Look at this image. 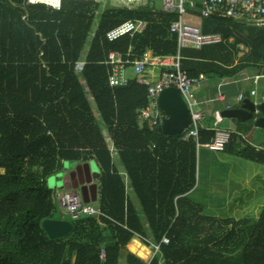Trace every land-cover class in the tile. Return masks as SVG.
<instances>
[{"label":"trees","instance_id":"trees-1","mask_svg":"<svg viewBox=\"0 0 264 264\" xmlns=\"http://www.w3.org/2000/svg\"><path fill=\"white\" fill-rule=\"evenodd\" d=\"M32 1L0 0V264H264V207L259 216L205 215L191 196L198 185V142L139 119L149 86L141 76L127 85L109 83L111 53L130 62L126 67L147 51L177 55L170 26L178 12L146 3L99 13L102 2L95 0ZM195 2L191 10L198 13L202 0ZM130 19L147 25L107 38ZM202 30L221 34V41L183 48L180 62L189 76L205 74L213 94L222 80L264 74V26L213 14L203 18ZM240 44L248 49L243 55ZM214 120L201 129V143L215 135ZM242 134L241 125L233 129L223 151L264 165V145ZM89 161L101 171L104 215L71 219L72 231L52 239L41 222L61 218L46 180L64 162ZM136 237L144 245L133 241L132 252L127 244ZM164 238L170 243L162 244ZM152 243L162 244L161 252L146 262L141 257L149 256Z\"/></svg>","mask_w":264,"mask_h":264},{"label":"built area","instance_id":"built-area-1","mask_svg":"<svg viewBox=\"0 0 264 264\" xmlns=\"http://www.w3.org/2000/svg\"><path fill=\"white\" fill-rule=\"evenodd\" d=\"M31 3H33L31 1ZM196 7L195 0H164V8L166 11H177L179 18L171 23L170 30L177 33L178 36V53L176 56H154L147 51L142 59L133 62V67L137 74H141L146 68H158L159 78L156 82L150 84L147 88L148 103L139 109V119L146 121L149 128L159 127L163 124L166 117L164 109L159 102L160 94L167 88H176L191 113V124L183 131V139H194L198 142V146L205 145L210 149L223 151L225 146L230 142L231 132L233 129L227 127H215V135L208 143H201L200 133L205 126L204 119L207 117V111L204 108V102H201L195 94V88L207 80L205 74L197 76H189L181 67L180 51L183 48L201 49L204 44L215 43L221 41V34L204 33L201 27L191 22L195 17H209L213 14H220L234 19H246L258 26H264V0H202L199 12H192L191 8ZM60 8V7H56ZM147 25L144 20H126L117 26L111 28L106 36L109 40H116L119 37L137 32H142ZM109 63L112 65V72L109 76V83L112 86L127 85L129 80L126 77V65L130 62L124 61L121 54L111 53ZM253 84H259L264 75L251 77ZM223 83L219 85L217 99L211 102H225L226 95L222 89ZM251 95L256 96L257 90L252 89ZM264 98V97H263ZM241 98L239 102H241ZM263 99L255 101L259 104ZM228 105L226 109H231ZM259 116L256 110L254 117ZM245 138L246 136L242 134ZM58 205L60 209L72 219H78L82 216H95L97 218L103 216L99 208L93 207L90 203H82L81 196L73 191L57 193ZM169 244L170 240L164 238L162 244ZM162 244H151L154 250L153 255L161 252ZM104 262L107 260L106 249L102 252Z\"/></svg>","mask_w":264,"mask_h":264},{"label":"rangeland","instance_id":"rangeland-1","mask_svg":"<svg viewBox=\"0 0 264 264\" xmlns=\"http://www.w3.org/2000/svg\"><path fill=\"white\" fill-rule=\"evenodd\" d=\"M102 2V7L99 10V13L111 8V7H123V6H138L141 4L150 3L157 9L164 8V0H95ZM100 15H98L93 24L92 32L89 36V39L86 43V47L82 52L81 59L84 61L86 59L87 53L89 51L90 42L92 39L93 32L95 31ZM192 23L199 25L202 29L203 27V18L195 17L191 19ZM240 51L238 54L243 55L244 52H247V47H243L240 44ZM80 64V63H79ZM80 68V67H79ZM125 74L127 78L136 77L135 69L132 66L126 68ZM264 75V74H261ZM212 83L211 80L201 83L195 88L196 96L199 93V87L208 86ZM243 94L245 97H250L251 90H257L258 100L263 99L264 101V79L259 81V84L253 85V80H245L242 82ZM88 92V91H87ZM198 97V96H197ZM199 98V97H198ZM253 98V97H252ZM92 101V100H91ZM233 105H237L236 102L232 101ZM93 106L95 103L92 101ZM210 105L213 108H224L227 105L226 103L221 102H210ZM207 111V110H206ZM208 117H212V113L208 114ZM220 117L217 119L219 120ZM222 122L219 123V126H232L238 128L241 125V129L244 130V135L246 139L251 143L255 144L260 148V144L264 145V129H258L254 125V121L250 120L245 123L239 124L229 119L221 118ZM229 121L230 123L226 122ZM232 129V128H231ZM104 132L107 134V130ZM216 132V131H215ZM259 145V146H258ZM116 163H119V159L114 157ZM79 162H64L63 168L59 170L54 176L46 180L48 187L53 189L54 193H64L65 191H73V189L61 188L59 180L64 182V175L67 172L65 168L71 164ZM93 166L96 165L97 170L101 171L98 165L94 161H89ZM120 164V163H119ZM67 170H72L68 168ZM100 178V177H99ZM99 178L96 179L97 185L100 184ZM100 186V185H99ZM194 202L202 206L203 213L208 216L218 217V218H227V217H243V216H259L261 209L264 207V165L258 164L256 162L246 160L243 158L236 157L226 151L213 150L208 148L205 145L199 146L198 148V185L195 192L191 195ZM100 196L96 201L91 202L90 204L99 208ZM85 205V203L82 201ZM57 204V213L56 216L61 219L71 220L70 215H67L63 212L56 200ZM149 232V231H148ZM139 239L143 244L142 240ZM135 241V240H134ZM133 242V241H132ZM131 242V243H132ZM130 243V244H131ZM128 244V249L129 245ZM144 245V244H143ZM152 253V245L148 247ZM132 251V250H131ZM136 253V252H135ZM150 253L148 257H141L144 261H149L152 259L153 254ZM137 254V253H136ZM138 255V254H137Z\"/></svg>","mask_w":264,"mask_h":264},{"label":"water","instance_id":"water-1","mask_svg":"<svg viewBox=\"0 0 264 264\" xmlns=\"http://www.w3.org/2000/svg\"><path fill=\"white\" fill-rule=\"evenodd\" d=\"M135 1V0H128ZM62 2V1H61ZM255 97V101H256ZM254 99L246 97L242 100L239 107L222 110L220 115L223 119L237 120L240 123L253 120L254 125L258 129H264V101L255 104ZM161 107L166 113L163 124L158 127V130L165 134L179 135L191 124V113L186 102L180 92L174 88L165 89L159 96ZM259 111V116L254 117L255 111ZM65 168L67 171L64 175V182L59 180L60 187L73 189L80 194L84 203H91L97 200L98 185L94 182L99 178L100 172L96 165L91 163H74ZM81 177L79 181L73 183V180ZM67 183H69L67 187ZM41 226L50 238L55 239L64 237L73 229V223L70 220L47 218L41 222Z\"/></svg>","mask_w":264,"mask_h":264},{"label":"crops","instance_id":"crops-1","mask_svg":"<svg viewBox=\"0 0 264 264\" xmlns=\"http://www.w3.org/2000/svg\"><path fill=\"white\" fill-rule=\"evenodd\" d=\"M32 1V0H31ZM30 0H29V3L31 2ZM33 2V1H32ZM33 3H35V2H33ZM54 7V6H53ZM81 65H83L84 64V62H81L80 63ZM127 68V67H126ZM136 73V72H135ZM159 74H160V72H159V69L158 68H146V70L145 71H143L141 74H137L136 73V77H139V76H141L143 79H144V82H146L148 85H150V84H152L153 82H156L157 80H158V78H159ZM127 77V76H126ZM135 77H131V78H127L129 81L131 80V79H134ZM251 77L250 76H247L246 78H244L243 80H240L239 81V79H236V80H228V79H226V80H222L221 81V83H223L224 85H223V87H222V89H223V91H224V93H225V95H226V101L225 102H221V103H228V104H230L231 106H232V108H235V107H239V105L242 103V101L241 102H239V99L241 98V100H243L244 98H246L245 96H244V94H243V86H242V82H244L245 80H251L250 79ZM235 85L234 87H229L228 89H225V86H231V85ZM254 85V84H253ZM255 86V85H254ZM241 87V88H240ZM88 93V92H87ZM216 94V93H215ZM215 94H213V91H211V88H210V85H208V86H206V85H204V86H201V87H199V93H198V99L201 101V102H204L205 104H204V108L207 110V117L204 119V124L206 125V127L208 126V125H212V122H213V119H215L214 120V126L215 127H221V126H219V123L220 122H222V120H221V118H219V120L217 119L218 117H219V113L222 111V110H224L223 108H213L211 105H210V103H209V101H211L212 99H214V98H216V96L218 95V93L215 95ZM212 95H214V96H212ZM253 97V98H252ZM255 97L256 96H252V95H250V98H252V99H254V101H255ZM231 100L232 101H234V102H236V106L235 105H233L232 104V102H231ZM209 113H212L213 115H212V117H208L209 115ZM232 121V123H233V120H231ZM226 122H228V123H230L229 121H226ZM224 127H227V128H232V129H235L234 127H232V126H230V125H228V126H224ZM259 146V145H258ZM259 147H261V146H259ZM114 162H115V160H114ZM116 163V162H115ZM116 165H117V167H118V169L120 170V171H122V166L119 164V163H116ZM100 177V176H99ZM80 178V177H79ZM78 181V179H76V175H75V180H73V183L75 182H77ZM96 183V182H95ZM68 185H69V183H67V187H68ZM70 191V190H69ZM66 192V191H65ZM75 192V191H74ZM195 192V191H194ZM128 195H130V198H131V200H133V202H134V204L136 205V208H138L139 209V207H140V205H139V202H138V200L136 199V197L135 196H133L129 191H128ZM98 197H99V185H98V191H97V199H98ZM234 218H236V217H234ZM238 218H240V217H238ZM139 241V239H133L132 241ZM131 241V242H132ZM130 242V243H131ZM141 242V241H140ZM129 243V244H130ZM128 245V244H127ZM147 247V246H146ZM148 248V247H147ZM127 249H128V246H127ZM149 249V248H148ZM128 250H130V248L128 249ZM131 251V250H130ZM133 252V251H132ZM151 253H152V251H151ZM153 254V253H152Z\"/></svg>","mask_w":264,"mask_h":264},{"label":"clouds","instance_id":"clouds-1","mask_svg":"<svg viewBox=\"0 0 264 264\" xmlns=\"http://www.w3.org/2000/svg\"><path fill=\"white\" fill-rule=\"evenodd\" d=\"M31 1V0H30ZM38 3V2H37ZM40 3V2H39ZM61 5V4H60ZM48 6H50V5H48ZM53 7V6H52ZM60 7V6H59ZM54 8H56V7H54Z\"/></svg>","mask_w":264,"mask_h":264},{"label":"flooded vegetation","instance_id":"flooded-vegetation-1","mask_svg":"<svg viewBox=\"0 0 264 264\" xmlns=\"http://www.w3.org/2000/svg\"><path fill=\"white\" fill-rule=\"evenodd\" d=\"M76 179H78V181H79V179H81V177H80V178L78 177V178H76Z\"/></svg>","mask_w":264,"mask_h":264}]
</instances>
